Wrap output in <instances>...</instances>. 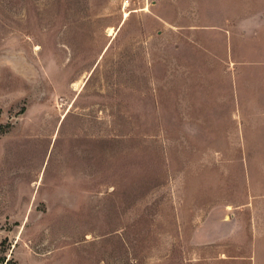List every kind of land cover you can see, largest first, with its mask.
I'll use <instances>...</instances> for the list:
<instances>
[{
  "label": "rangeland",
  "instance_id": "obj_1",
  "mask_svg": "<svg viewBox=\"0 0 264 264\" xmlns=\"http://www.w3.org/2000/svg\"><path fill=\"white\" fill-rule=\"evenodd\" d=\"M226 28L261 87L264 0H0V264H227Z\"/></svg>",
  "mask_w": 264,
  "mask_h": 264
},
{
  "label": "crops",
  "instance_id": "obj_2",
  "mask_svg": "<svg viewBox=\"0 0 264 264\" xmlns=\"http://www.w3.org/2000/svg\"><path fill=\"white\" fill-rule=\"evenodd\" d=\"M225 40L228 61L234 66L230 88L224 95L225 111L233 123L228 125L231 129L226 132L225 142L239 144L240 148L225 158L241 161L246 191L240 194L239 202L225 203L224 255L227 264H264V73L261 87L249 86L246 63L238 51L241 45L232 38L228 28ZM248 112L256 113V121L251 125L244 121ZM248 143L260 144L259 150L247 151L245 144Z\"/></svg>",
  "mask_w": 264,
  "mask_h": 264
}]
</instances>
